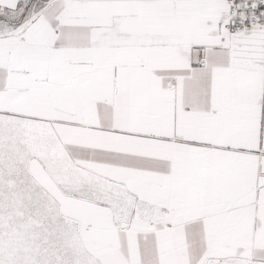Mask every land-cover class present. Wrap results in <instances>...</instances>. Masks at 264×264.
Masks as SVG:
<instances>
[{
  "label": "snow or ice",
  "instance_id": "snow-or-ice-1",
  "mask_svg": "<svg viewBox=\"0 0 264 264\" xmlns=\"http://www.w3.org/2000/svg\"><path fill=\"white\" fill-rule=\"evenodd\" d=\"M0 264H264V0H0Z\"/></svg>",
  "mask_w": 264,
  "mask_h": 264
}]
</instances>
